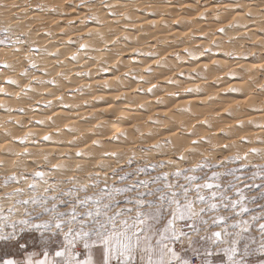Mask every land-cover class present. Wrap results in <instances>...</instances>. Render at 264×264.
Segmentation results:
<instances>
[{
    "label": "snow or ice",
    "instance_id": "1",
    "mask_svg": "<svg viewBox=\"0 0 264 264\" xmlns=\"http://www.w3.org/2000/svg\"><path fill=\"white\" fill-rule=\"evenodd\" d=\"M95 2L79 0L78 4L68 3L67 7L75 12ZM98 2L113 23H120L116 17L129 23L132 21L130 15L116 11L118 5L110 0ZM166 3L171 5L172 0H166ZM220 3L221 0H217V6ZM261 5H257V8L260 15L264 16V6ZM0 8L25 9L22 14L18 12L13 16L15 21H28L24 23L23 29L11 24H0V51L11 52L17 62L23 64V70L18 74L30 78L29 83L21 86L13 76H3L0 80V96L3 97H13L14 93L7 90L9 87L21 89L20 94L25 96L36 91L35 85L59 88L57 79L50 78L47 67H42L36 57L53 58L56 66L60 67L63 65L60 46L75 47L76 51L67 59L79 64L82 56L97 61V57L91 53L109 51L120 40L130 42V37L126 35L116 36L109 41L102 32H93L89 25L99 29L105 26L106 21L91 10L83 18L76 19L73 12L43 0L35 4L27 0L24 5L0 3ZM229 10L243 13L253 20V11L249 9L244 12L239 0H233ZM136 11L149 16L159 15L147 8H137ZM30 12L60 17L61 20L56 21L60 31L56 33L45 24L34 28L36 16H29ZM64 19L66 23H63ZM197 19H207V13H200ZM214 19L220 22L218 12ZM129 23L124 25L125 31H135V24L130 27ZM147 23L155 27V20ZM175 23L180 25L181 21ZM248 27L233 16L213 34L227 35L229 29ZM65 29L74 30L75 35H70ZM259 33L264 36V27L259 29ZM94 35L104 45L103 48L84 42ZM56 37L67 39L56 40ZM42 38L54 43L57 50L42 46L39 43ZM191 38H195V33ZM200 38L208 39L209 34L202 32ZM242 38L251 40V36L247 35ZM219 48L216 41H212L211 47L199 52L184 48L186 61L182 60L181 53L171 55L179 63H198L202 56L209 55H223L237 61L256 58L254 52L237 54L221 52ZM213 49L217 51L213 52ZM132 55L154 60L155 68H168L167 56L161 57L158 52H143L134 48ZM134 62L140 63L139 60ZM212 63L214 67H219L216 61ZM117 64L99 61L96 75L118 72ZM255 67L254 64L253 69ZM207 70L208 65L205 64L202 71ZM16 71V63L9 61L6 56L0 58V75ZM143 71L151 75L154 67L146 66ZM241 71L248 69L241 65ZM259 71L264 73V64L259 66ZM74 75L89 81L93 79L91 71H77ZM178 75L183 77L185 73L180 72ZM57 76L71 83L65 73H57ZM124 76H131L138 84H150L146 89L137 88L138 94L155 95L158 85L146 80L143 75L124 73ZM187 78L207 80L196 68L191 69ZM224 79L243 77L228 72L214 83L219 87L218 82ZM165 82L176 84L170 78H165ZM95 87L98 91H113L107 79L97 81ZM92 88V83L79 85L68 89L67 94L85 95ZM202 91L198 85L183 89L185 94H200ZM261 91H264V85ZM222 92L243 94L241 89L231 85L222 89ZM41 94L54 97V101L43 102V108L48 110L59 108L78 116L82 106H90L87 100L83 105L66 103L63 94ZM180 95L179 92L168 93L169 97ZM115 99L120 100L121 96L117 95ZM208 99L213 100L215 97L210 96ZM100 102H104L103 96L93 97L94 104ZM156 103L164 102L156 97ZM241 103L237 100L235 105L230 104L223 109L224 116L235 119L234 125H229L228 130H219L231 142L214 143L216 133L199 135L197 125L210 130L213 128L205 119L198 120L191 130L181 125L180 135L192 138L188 145L177 146L171 139L176 135L171 128L165 129L167 136H161L159 132L145 134L133 126L141 138L145 135L159 138L152 143L136 144L135 141H129L127 131L122 129L107 138L108 143H115L117 147L105 149L99 139H92L89 145L82 137L75 135L76 128L67 124L63 129L56 128L54 132L41 137L30 131L16 135L5 125L14 123L24 129L25 123L13 120L12 114H24L26 110L0 101V111L8 114L7 120L0 121V157L8 158H0V264H264V136H238L242 145H260L244 149L237 145L236 139H232L233 128L244 130L248 126L264 132V120L235 118L233 108L239 110ZM39 106L40 102L37 101L28 111L35 112ZM138 107L144 109L145 106L140 104ZM176 110L195 115L190 105L177 107ZM250 111L264 117V102L260 106L252 105ZM56 117L57 113L53 111L46 120L35 119L28 123L54 127ZM217 117L222 118L220 113H217ZM93 118L88 116L82 119L88 121ZM149 122L157 126L161 123L159 119L153 120L151 117ZM102 127V124L94 125L96 131L90 135H98ZM62 132L72 134V138L55 139ZM41 143L54 145L56 150L41 151L39 154L30 151L29 145L38 146ZM122 143L130 146L123 150L119 147ZM16 145H19L20 150H17ZM202 145L206 147L202 148ZM94 148L103 150L95 153L91 150Z\"/></svg>",
    "mask_w": 264,
    "mask_h": 264
},
{
    "label": "rangeland",
    "instance_id": "2",
    "mask_svg": "<svg viewBox=\"0 0 264 264\" xmlns=\"http://www.w3.org/2000/svg\"><path fill=\"white\" fill-rule=\"evenodd\" d=\"M112 1H114V0H110V2L112 3ZM117 1H119V2H121V3H126L125 5H124V7L122 6H120V8L119 7H117L116 8V11H118V12H124V13H126V14H128V15H130V16H132V13H133V16L132 17H134V18H139V16H140V18L139 19H146V18H148V19H151V17H152V19L153 18H155V19H157V21L159 22V24H158V22L157 23H155V27H151V26H147V27H144V28H142V30L143 31H139L138 29H136L134 32L133 31H125V28H123L122 26H124L125 25V23H128V22H126L125 20L123 21V19L121 18V17H116V19L117 20H119L120 22H123L122 24L121 23H119L118 24V26H117V24L116 23H114V24H112V25H110V24H108V22H106L105 23V26L103 27V28H100L101 30H100V32H102L103 34H104V37H105V39L106 40H109V41H111L112 39H115L116 38V36H128V37H130V42H125V41H123V40H120L116 45H114V46H111L110 47V50L109 51H102V52H97L96 54H98V56H96V54H95V56L98 58L97 59V61L99 60V61H101V60H105V61H108V64H110V65H112V64H117V61H119L120 59H122V62H124V63H122V64H120V61H119V63L117 64V66H118V68H119V71L118 72H115L114 74L113 73H107V74H101L100 76H97L96 75V69L99 67V61H98V63H97V61H91V60H87V59H84L83 58V56L81 57V58H83L82 60V62H83V64L84 65H86L85 66V68H77V69H75V70H73V71H71L73 68H71L70 69V66H68L67 67V65H64L63 67L61 66V67H57V66H55V65H51V62L49 61V60H47V63H45L44 62V60L46 61V58H47V56H44V58H42L43 60V62H41V61H39L38 63H40L41 64V66L42 67H47L48 68V71L50 72V74H51V76H50V78H56L57 79V82H58V84H59V88H53V87H50V86H47V85H35V88H36V91L35 92H29V93H27V95L25 96V95H22V94H20L21 93V89H17V88H13L12 89V87H11V89H10V87L9 88H7V90L8 91H10V92H12V93H14V95H13V97L12 98H7V97H1L0 96V98L1 99H4V100H1L0 99V101H2L3 103H6V101L5 100H7V102L8 103H6V105H9V106H12V107H14V108H19V107H23V108H25V110H26V112L24 113V114H20V113H18V112H16V113H13L12 115V118H13V120H19L20 119V121H23L24 123H25V128L24 129H20V128H18L14 123H12V124H7V125H5L6 126V128H8L10 131H14L13 133L14 134H16V135H23V133L24 132H27L26 130H29V131H31L30 129H33L32 127L33 126H35V127H39L40 128V130H41V132L42 133H39V132H37L36 134H37V137H41V136H43L44 134H46V133H48V132H54L55 130H56V128H60V129H63L64 128V125H65V121H63L62 119L60 120L61 121V123L59 122V121H57L56 122V124H55V126L54 127H40L39 125H29V123H28V121L29 120H35V119H38V118H36V117H41V115H42V112H39V113H41V114H39V113H36L37 115H36V117H34L33 118V116H31L32 115V111H28V109H29V107L30 106H32V105H35L36 104V102L37 101H39L40 102V104H41V106H39V108H40V110H42L43 112H45V113H48L49 111H54L55 109H51V110H48V109H44L43 108V102L45 101V100H43V99H46V98H48V99H51L50 97H52V96H45V95H41V93H44V92H46V91H48L49 89V92L50 91H54L55 92V94L56 95H61V94H63L64 95V100L65 99H69V97H68V94H67V90L68 89H70V88H75V87H77V86H79V85H82V84H80L79 82H80V80L81 79H83V80H85V81H89L87 78H78V77H76L75 75H74V73L75 72H77V71H81V72H88V71H91L94 75H93V83H95V85H96V82L97 81H99V79H100V81L102 82V80H104V79H109V78H113L114 80H120V81H118L119 83H115V85L117 84V86H118V84L120 85V82L122 81V82H124L125 83V88H126V96L128 95V93H129V95L126 97L125 95V97H126V101L125 100H123V99H125V97L124 96H122L121 98V100L119 101V104L120 105H122L121 103H126L127 101H128V97H131L132 98V101L129 99V101L127 102L128 103V105H130L134 110H120L119 108H116L115 106H116V104L115 105H113V103H111L109 100H107V99H104V101H105V103L107 104H105L104 102H100L99 103V105H98V103H93V98H92V96H90L92 93H94L96 96H98V95H104V93H105V91H107V90H104V91H98L97 89H96V87H95V85L93 84V88L91 89V91H90V94L88 93H86V95H88L89 97H91L92 98V100L91 99H88L89 97L88 96H86V95H79V94H76V95H74V96H72V97H75V98H77V102H78V104L80 103L79 102V100H83V98L85 99L86 98V100L88 101V103H89V105H90V107L89 108H87V107H84V108H82V109H84L85 111H86V108H87V112H86V114H83L82 115V117H81V120H79V119H74V120H76V121H74V120H72V121H74V123L73 124H67V125H71V127H74V128H76L77 129V132L75 133V135L77 136V137H82L83 138V140H85V141H87L88 143H89V145H90V142H91V140L92 139H99V140H101V142L102 143H104V147H105V149H113V148H116L117 147V145L115 144V143H108L107 142V138L108 137H110V136H112L113 134H115V133H118L119 131H121L120 130V127L121 128H123L124 126V124H126L125 125V127H127V133H128V139H129V141H135L136 142V144H140V143H152L155 139H158L159 137H157L156 135H153L152 136V138L151 137H148L147 135H145V137H143V138H141L140 136H139V134L138 133H136L134 130H133V126H135V127H137V128H139L140 127V131L141 132H143V133H145V134H147L148 133V130H149V132H152V133H157V132H159L160 134H161V136H167L168 135V133L167 132H164L165 130L164 129H168V128H171V129H174L175 130V132L177 133L175 136L176 137H173V138H171V139H173V141L175 142V143H177L178 145L177 146H181V145H188V140H190V137H187V136H182L181 137V135H180V129H181V126H180V122H181V125H183V126H185V127H187L188 128V130H191V128H192V125L193 124H195L198 120H209V122L213 125V128L210 130V135L212 134V132L214 133L215 132V130H216V124H218V123H216L219 119H218V117H217V113H220L221 114V117L223 118V119H225V118H227V119H229L227 116H224L223 115V107H225V108H227L230 104L231 105H235V102L237 101V100H240V101H242V103L240 104V109L239 110H236L235 108H233V111H234V117L235 118H242V119H244L245 121L249 118V116L252 114H254V113H252L251 111H250V107L252 106V105H256V106H260L261 105V102H264V91H261V86L262 85H264V73H262V72H260L259 71V66H260V64H263V61H264V41H263V43H259L261 40H264V36H262L260 33H259V29L261 28V27H264V17L262 16V15H260V13L258 12V10H256V9H258L257 8V5H261V3L262 2H264V0H239V2H240V4L243 6V8L245 7V6H247L248 4H250V5H254V7L256 8H253L254 9V12L256 13V15H254V13H253V20L251 21L252 23H253V25H254V29H255V32H246V33H248V34H245V33H243L244 35H240V32L243 30L242 28V30L241 31H238L237 29H229L228 30V32H227V35H222L223 37L220 39V41H219V45H220V51L221 52H226V51H231V52H235V53H237V54H245V53H256V58L255 59H252V58H249L248 60H233V59H230V58H228V57H226V56H223V55H219V56H216V55H209V56H204V65L205 64H207L208 65V68L209 69H211L212 70V68H215V70H214V72H211V71H209V73L210 74H208V73H205V72H203V73H205V74H203L202 72V74L200 73V71H199V73L201 74V75H204V76H206L207 77V80H201V79H199V78H197V79H195V81H197V83L199 82V83H201L202 81H204L203 83H206V85L208 84V83H210V84H208L210 87H213V85H214V87H215V81H217V78L218 77H222V76H224V74L225 73H228V72H236L239 76H241V77H243V79H237V80H228V79H224L223 81L222 80H220L218 83H219V89H217V90H213V94H214V96L215 95H217V96H219L220 97V99L216 96L215 98H216V100H214L213 102H216V104L215 105H218V107H217V109H215L214 111L210 108V106H209V103H211V102H209V101H206V100H200V101H203V102H205L204 103V105H203V103H196V104H193V103H191V104H193V107H191V109H192V111H194L193 109H194V107H196L195 108V111H197V112H195V115H194V117L193 118H191L190 116L191 115H189L187 112H182L183 113V115H184V113H186L185 115H187V117H185L184 116V119L186 120H184L183 119V117L181 118L180 117V115L179 114H181V111H177L176 109H177V107H181V108H183L184 106L185 107H187V106H189V105H191L190 103H188L189 101H190V98H192L195 94H185L184 92H183V89L184 88H187V87H194V86H192V83H191V85H190V82H191V80H189L188 78H187V71L188 70H190L191 69V65H193L192 63H190V62H188L187 64L186 63H179V62H177L173 57H172V53H181V57H182V60H187V57L183 54V50H184V48H188V49H190V48H192V45L194 44H192L191 42L193 41H195V39L197 40H202V38H191L192 37V34L193 33H195V35H200L202 32H204V33H208L209 34V38L208 39H205V40H208L207 41V43L208 44H210L212 41H213V38L216 36V35H221V34H213V33H215V30L221 25V24H224V25H226L227 23H228V21L229 20H231L232 19V17L233 16H236V15H238L239 16V14H240V22L241 23H243V24H245L244 22V20H242L243 18H245V20L247 19V20H249V18H247V17H243V16H241L243 13H236V12H233V11H230L229 9H231L232 8V6H233V0H221V3H220V5H218L217 6V0H172V3L174 4V5H177V6H175L176 7V10H174L173 11V13H171L170 11H166V13H165V8H166V5H167V3H166V0H129V1H125V0H117ZM125 1V2H124ZM165 1V2H164ZM27 2V0H0V3H3V4H8V5H11V4H20V5H24L25 3ZM38 2V0H31V3L32 4H35V3H37ZM43 2H45V3H48V4H50V5H59L63 10H65V11H68V12H73V10L71 9V8H68L67 7V4L68 3H76V4H78L79 3V0H43ZM65 2V3H64ZM140 2H142V3H140ZM161 2V3H160ZM145 5H144V4ZM148 5H147V4ZM158 3V4H157ZM181 3H185V4H187L188 6H190V10L188 11V9H184L185 11H187V12H185L184 10H183V12H182V10H178L179 9V4L181 5ZM155 4V5H154ZM166 4V5H165ZM204 5V6H203ZM223 5H225V7L223 6ZM137 6V8H147L149 11H154V12H157V13H159V15H157V16H149V15H147V14H145L144 12H141V13H139V11H134V10H136L137 8H135ZM139 6H141V7H139ZM157 6V7H156ZM223 8H222V7ZM228 6V7H227ZM261 6H264V5H261ZM128 7V8H127ZM129 7H131V8H129ZM209 7V9H207ZM216 7V8H215ZM217 7H219V8H217ZM125 8V9H124ZM134 9V10H133ZM165 9V10H164ZM205 9V10H204ZM207 9V10H206ZM92 11V12H95V13H98L100 16H101V18H102V16H103V14L104 15H106L105 14V11L103 10V9H101L100 8V5H99V2H98V0H96V2L95 3H90V4H87L83 9H77L74 13H73V17L74 18H76V19H80V18H83V16L85 15V14H87L89 11ZM130 10L132 11V13L130 12ZM25 11V9H23V8H21V9H19V10H17V9H13V8H7V9H3V8H0V24H11L12 23V26L13 27H19V28H21V29H23L24 28V23L25 24H27L28 23V21H25V22H20V21H15V20H13V16L14 15H16L18 12L19 13H23ZM103 13H102V12ZM128 11V12H127ZM182 12V13H181ZM187 13V14H185V13ZM217 12H218V14H219V16H220V22L218 23L215 19H214V17H215V15L217 14ZM76 13V14H75ZM169 13H171L170 15H169ZM200 13H207V19L209 18V19H213V20H209V21H207V22H204V20L205 19H197V17H198V15L200 14ZM167 15V16H164V15ZM235 14V15H234ZM259 14V15H258ZM33 15H35L36 16V20H35V22H34V24H33V27L34 28H39V27H41V25L42 24H45V25H47L48 27H50L51 28V30L52 31H54V32H59L60 31V27H58V26H56V21L57 20H61V18L60 17H58V16H48V15H44V14H40V13H29V16H33ZM136 15H137V17H136ZM188 15H190V16H188ZM76 16V17H75ZM226 16V17H225ZM238 16H236L237 17V19H239V17ZM161 17V18H160ZM168 17V18H167ZM174 17V18H173ZM243 17V18H242ZM103 18H104V16H103ZM134 18H132V19H134ZM163 18H165V20L163 19ZM242 18V19H241ZM121 19V20H120ZM159 19V20H158ZM162 19V20H161ZM167 19V20H166ZM190 19H192V20H190ZM164 20V21H163ZM10 21V22H9ZM105 21H107V20H105ZM166 21V22H165ZM176 21H181V26L180 25H177L175 22ZM242 21H244V22H242ZM164 23L163 25L162 24H160V23ZM168 22V23H167ZM193 24H192V23ZM63 23H66V19H64L63 20ZM167 23V24H166ZM14 24V25H13ZM158 24V25H157ZM119 25H122V26H119ZM165 25H167V27H165ZM94 25H89V27L90 28H92ZM176 26H179L181 29L182 28H184V30L182 31L181 30V32H179L178 31V28L176 27ZM163 27V28H162ZM109 28H110V30H109ZM118 28H120V29H118ZM177 28V29H176ZM179 28V29H180ZM206 28V29H205ZM106 29V30H105ZM123 29V30H122ZM146 29V30H145ZM153 29V30H152ZM155 29V30H154ZM189 29V30H188ZM26 30V29H25ZM66 31H69V33H70V35H75V32H74V30H71V29H65ZM159 30V31H158ZM163 32H162V31ZM177 31V32H175L174 34H171L170 32L171 31ZM235 30V31H234ZM85 31H87V29H85ZM161 31V32H160ZM167 31V32H166ZM257 31V32H256ZM154 32H155V34H156V32L158 33V32H160L159 33V36H156L155 34H154ZM237 32V33H236ZM112 33H115V35H113ZM166 33H168V34H166ZM255 33V34H254ZM258 35H257V34ZM148 34V35H147ZM164 34H166V35H164ZM252 34H253V36H252ZM168 35H169V37H168ZM170 35H172L171 37H170ZM235 35H237V36H235ZM251 36V40H249V39H244V38H242V37H245V36ZM254 35H257V36H259V37H261V39H259L258 40V42H255L256 41V36H254ZM162 36V37H161ZM177 36V37H176ZM179 36V37H178ZM241 36V37H240ZM141 37V38H140ZM167 37V38H166ZM186 39H185V38ZM240 37V38H239ZM61 38V40H63V39H67V37L65 38V37H60ZM230 38H231V40H230ZM33 39H36V37L35 36H33ZM95 39V40H94ZM170 39V41H168ZM211 39V40H210ZM47 39L46 38H42L40 41H46ZM90 40H93L92 41V45H94V44H96L97 46L96 47H100V48H103L104 47V45L103 44H101L100 43V41H99V39H98V37H96L95 35L91 38V39H89V41L87 40V42H89L90 43ZM204 40V39H203ZM39 41V42H40ZM165 41V42H164ZM191 41V42H190ZM171 42V43H170ZM237 42H239V43H237ZM254 42L256 43V44H254ZM134 43H137V45H134ZM140 43V44H139ZM91 44V43H90ZM128 44V45H127ZM133 45V47L131 46V45ZM139 44V45H138ZM192 44V45H191ZM259 44V45H258ZM124 45V46H123ZM239 45V46H238ZM263 45V46H262ZM95 46V45H94ZM127 46V49L125 48ZM130 46L132 47V48H138V49H140L141 51H143V52H148V51H155V52H158L159 54H160V56L161 57H164V56H167V65H168V68H163V71L161 70V69H159L161 72H160V75H159V73L158 74H156V72H159V70L157 71L156 70V72L155 73H152L151 75H144V77L146 78V80H148V81H150L151 83H153V84H157L158 85V88H157V90H156V96L154 97L155 98V100H156V97H160L162 100H163V102H166L167 100H169V102H171V103H169L168 101H167V103L168 104H166V103H163V109H162V111H163V113L162 114H164L166 117L164 118V116L163 117H159V116H157V115H155V114H153V112H152V108L153 107H156L158 104H155V106L153 105L152 106V108H151V106L149 105V106H145L146 107V109H145V107H144V109H140L138 106L140 105V104H143V99H145V97H148L149 95H146V94H143V93H137L136 92V89L137 88H148L149 86H150V84H138V83H136L135 82V84H138V85H135L134 84V82H131V81H133L132 79H130V77L131 76H129V77H126V76H124V73H130V74H136V76H141L142 74L139 72H137V73H133V70L132 69H135V68H132L131 69V71H132V73L130 72V68L132 67V66H130V68H129V64H128V66H127V64H125V62L127 63V61H126V58L127 57H133V55H132V48H130ZM141 46V47H140ZM164 46H165V48H164ZM191 46V47H190ZM212 46V45H211ZM210 46V47H211ZM231 46V47H230ZM66 47H68V46H65V48ZM121 47V48H120ZM68 48H70L71 50H68L69 52H66V53H62L61 54V56H60V59L64 62V61H69L68 59H67V57L68 56H70L73 52H75L76 51V49H75V47H68ZM67 48V49H68ZM129 48V49H128ZM201 49H203V48H206V47H200ZM199 48V50H201ZM251 48V49H250ZM165 49V50H164ZM197 50H198V48H196ZM233 49V50H232ZM125 50H126V53H125ZM215 51H217L216 49H213V52H215ZM109 54H108V53ZM114 52V53H113ZM199 52V51H198ZM104 53V54H103ZM117 53H120V54H122V53H124L123 55H125L126 54V56H124V57H121V55H117ZM131 53V54H130ZM9 54H11V52H9ZM92 55H94L93 53H91ZM101 54V55H100ZM7 55V54H6ZM6 55H0V58H2V57H5ZM103 55V56H102ZM113 55V56H112ZM8 56V55H7ZM6 56V57H7ZM67 56V57H66ZM120 56V57H119ZM105 57V58H104ZM107 57V58H106ZM221 57H223V58H221ZM104 58V59H103ZM109 58V59H108ZM136 58L139 60V61H141V59H142V65H148L150 62H147V61H151L152 59H150V58H147V57H138V56H136ZM8 59H10V58H8ZM11 59H13L14 61H12L13 63H16V69H17V71L15 72V73H13V72H5V73H7L8 74V76L10 75V76H13L15 79H17L19 82H20V84H21V86H23V85H25V84H27V83H29V79L30 78H24V77H21L18 73L20 72V71H22L23 70V64H22V62H17V58H14V57H12ZM125 61H124V60ZM147 59V60H146ZM207 61H206V60ZM263 59V60H262ZM221 60V61H220ZM257 61V62H253V61ZM84 61H85V63H84ZM153 61V60H152ZM213 61H216L218 64H219V67H214L212 64V62ZM260 61H262V63L260 62ZM70 62V61H69ZM237 63V65H238V63L240 64V65H238L239 67L238 68H240V69H236V68H234L235 66H237L236 65V63ZM44 63V64H43ZM70 63H72V62H70ZM144 63H146V64H144ZM235 63V64H234ZM256 64V65H258L257 67H256V69H253V67H252V65H254V64ZM64 64V63H63ZM89 64V65H88ZM250 64H252L251 66H250ZM51 65V66H50ZM141 65V64H140ZM154 65H155V62H154ZM187 65H189V66H187ZM241 65L243 66V68L244 69H248V71H242L241 72ZM188 68H187V67ZM51 67H52V69H51ZM175 67V68H174ZM183 67V68H182ZM188 69H186V68ZM190 67V68H189ZM252 69H251V68ZM55 70H54V69ZM187 70H185V69ZM257 68H258V70H257ZM58 69V70H57ZM67 69V70H66ZM170 69V70H169ZM184 69V70H183ZM184 72L185 73V76H183V77H181V76H179L178 75V73H180V72ZM218 71V72H217ZM65 72V74L67 75V77H68V80L70 79V80H72L71 81V83L73 84V86H72V84H69V83H67L65 80H63V79H60L58 76H57V73H64ZM73 73V74H72ZM161 73H162V75H161ZM37 75H39L38 73H37ZM113 75V76H112ZM251 76V77H250ZM253 76V77H252ZM150 77V78H149ZM78 78V79H77ZM104 78V79H103ZM116 78V79H115ZM129 78V79H128ZM165 78H170V79H173V80H175V81H179L180 83L181 82H183L181 85L180 84H178L179 82H177L175 85H169V84H167L166 82H165ZM185 80H184V79ZM3 78H2V76L0 75V80H2ZM177 79V80H176ZM97 80V81H96ZM124 80V81H123ZM131 80V81H130ZM159 80V81H158ZM200 80V81H199ZM240 80H241V84H240ZM22 81V82H21ZM94 81H96V82H94ZM127 81H129V84L130 83H132V84H130V86H129V84H127ZM186 81V82H185ZM237 81V82H236ZM247 81V82H246ZM76 82V83H75ZM121 82V83H122ZM223 82V83H222ZM235 82V83H234ZM124 83H123V85H124ZM184 83H186V84H184ZM220 83H221V85L222 86H220ZM250 83V84H249ZM77 84H79V85H77ZM128 85V87H127V85ZM188 84V85H187ZM247 84V85H246ZM249 84V85H248ZM111 85H113L114 86V83L113 84H111ZM166 85V86H165ZM178 85H180V86H178ZM207 85V86H208ZM224 85V86H223ZM229 85H231V86H233V87H236V88H239V89H241L242 90V93L243 94H241V93H221V88L223 87V88H226V87H228ZM113 86H111V87H113ZM121 86V85H120ZM137 86V87H136ZM162 86L163 87H166V88H162ZM172 86V87H171ZM176 86V87H175ZM178 86V87H177ZM238 86V87H237ZM161 87V88H160ZM171 89L172 88V90H170L169 88ZM243 89H242V88ZM246 87V88H245ZM118 88H123L122 86L121 87H118ZM129 90H128V89ZM132 88V89H131ZM167 88L170 90L169 91V93L171 92H179L181 95L179 96V97H169V96H166V95H164V93H166L164 90H167ZM55 89V90H54ZM94 89V90H93ZM131 89V90H130ZM162 89V90H161ZM209 89H211V90H208V89H203V91L202 92H204V93H209L210 91V93H212V89H215V88H209ZM15 90V91H14ZM44 90V91H43ZM95 90L96 91H98V92H95ZM135 90V91H134ZM207 90V91H206ZM94 91V92H93ZM206 91V92H205ZM217 91L218 92H220L221 94H217ZM54 92H52V93H54ZM101 92V93H100ZM168 92V91H167ZM216 92V93H215ZM39 93V94H38ZM210 93H209V95H210ZM37 94V95H36ZM17 95H19V98L17 99L16 97H17ZM41 95V96H40ZM66 95V96H65ZM94 95V96H95ZM146 95V96H145ZM191 95V96H190ZM202 95L203 96H206V94L204 95L203 93H202ZM208 95V94H207ZM209 95H208V97H209ZM84 96V97H83ZM93 96V97H94ZM210 96H212V95H210ZM30 97V98H29ZM46 97V98H45ZM78 97H80V98H82V99H78ZM135 99H134V98ZM144 97V98H143ZM190 97V98H189ZM207 97V98H208ZM42 98V99H41ZM139 98H142L141 99V103H138V102H140L138 99ZM134 99V100H133ZM186 99H188L187 101H186ZM217 99H219V100H217ZM223 101H222V100ZM13 100V101H12ZM47 100V99H46ZM52 100H54V98H52ZM173 100V101H172ZM182 100V101H181ZM5 101V102H4ZM69 101V100H68ZM66 102V103H70V102H72V101H70V102ZM109 101V102H108ZM134 101H137V102H135L134 103ZM145 101V100H144ZM184 101H186L185 103H184ZM199 101V102H200ZM218 101V102H217ZM73 102H75V101H73ZM73 102L71 103V104H73ZM83 103H81L82 105L84 104V100L82 101ZM208 102V103H207ZM220 102V103H219ZM223 102L225 103V105L223 104ZM130 103V104H129ZM75 104V103H74ZM77 104V103H76ZM112 105V107L111 108H113L114 107V109L116 108V110H115V112H112V113H110L111 111H114V109H107L106 110V108L105 107H107V106H109V105ZM132 104V105H131ZM134 104V105H133ZM189 104V105H188ZM219 104H221V105H219ZM104 106V108H103V106ZM110 105V106H111ZM165 105V106H164ZM206 105V106H205ZM221 106V107H220ZM227 106V107H226ZM83 107V106H82ZM99 107V108H98ZM151 108L150 109V111H149V108ZM205 107H206V109H205ZM211 109V110H209V108ZM98 108V110L100 111V110H102L101 112H103L102 113V117L100 116L101 115V113H98L97 111H95V109H97ZM147 108H148V110H147ZM218 108H219V110H218ZM220 108H222V109H220ZM57 109V108H56ZM90 109V110H89ZM91 109H92V112H91ZM93 109H94V111H93ZM168 109V110H167ZM197 109V110H196ZM208 109V110H207ZM39 110V111H40ZM106 110V111H105ZM111 110V111H110ZM135 110H137V111H135ZM202 110V111H201ZM110 111V112H109ZM119 113H118V112ZM122 111L124 112V113H126V114H121L122 113ZM133 111V112H132ZM206 111V112H205ZM244 111V112H243ZM105 112H107L106 114H104ZM117 112V113H116ZM121 112V113H120ZM193 112V113H194ZM243 112V113H242ZM246 112V113H245ZM110 113V114H109ZM116 113V114H115ZM128 113V114H127ZM133 115H135V116H133ZM161 113V112H160ZM168 113V114H167ZM249 113H251V114H249ZM35 114V113H34ZM90 114H91V117H94L92 120L90 119V120H88V121H83V117H88V116H90ZM247 114V115H246ZM18 115V116H17ZM29 115V116H28ZM85 115V116H84ZM108 115V116H107ZM125 115V116H124ZM153 115V116H152ZM170 115H171V117H170ZM179 115V116H178ZM246 115V116H245ZM97 116V117H96ZM126 117V118H124V117ZM168 116V117H167ZM193 116V115H192ZM15 117H17V118H15ZM20 117V118H19ZM105 117V118H104ZM121 117H123L124 119H121ZM149 117H151L153 120H155V119H159V120H162V122H161V124L159 125V126H155L154 124H152V123H150L149 122ZM173 117V118H172ZM217 117V118H216ZM251 117V116H250ZM78 118H80V117H78ZM99 118H100V120L102 119V121L103 122H105V119L107 120V121H109V123L106 121L105 123H103L102 121H99ZM171 118V119H170ZM187 118V119H186ZM191 118V119H190ZM221 118V119H222ZM8 119V114H6V113H4L3 111H0V121H4V120H7ZM40 119V118H39ZM97 119V120H96ZM178 119V120H177ZM181 119H182V121H181ZM198 119V120H197ZM211 119V120H210ZM216 120V122H215V120ZM256 119V118H255ZM115 120V121H114ZM121 120V121H120ZM177 120V122H175L174 123V121H176ZM233 120V121H232ZM256 120H264V117H260V118H257ZM63 121V122H62ZM163 121L165 122V123H168V124H165L164 123V125H163ZM179 121V122H178ZM185 121V122H184ZM80 123V124H78V125H76L77 123ZM125 122V123H124ZM72 123V122H71ZM76 123V124H75ZM82 123H84V124H82ZM88 123V124H87ZM108 123V124H107ZM177 123V124H176ZM215 123V124H214ZM232 123V124H231ZM231 123H229L228 122V124H226V126H229V125H234V123H235V119H233V118H231ZM96 124H102L103 125V127H102V129H99L98 130V132H99V134H98V136L96 135L95 137L94 136H91L90 135V133L91 132H93V131H96V129L94 128V125H96ZM110 124H112V125H110ZM123 124V125H122ZM186 124H188V125H186ZM192 124V125H191ZM75 125V126H74ZM83 127H82V126ZM115 125V126H114ZM118 127H117V126ZM121 125V126H120ZM143 125V126H142ZM148 125V127L149 128H144V127H146ZM162 125V126H161ZM169 125V126H168ZM173 125H175V126H173ZM179 127H178V126ZM10 126V127H9ZM139 126V127H138ZM199 125H197V127H198ZM125 127L123 128V129H125ZM150 127H152V128H154V129H152V128H150ZM163 127V128H162ZM165 127V128H164ZM215 127V128H214ZM29 128V129H28ZM145 130H144V129ZM178 128V129H177ZM199 128H200V126H199ZM42 129H43V131H44V129H45V131H46V133H44L43 131H42ZM159 129V130H158ZM161 129V130H160ZM201 129V128H200ZM204 129V128H203ZM215 129V130H214ZM228 129V127L226 128V130ZM253 129H254V131H256V130H258V129H255V128H252V127H248V126H246L245 127V129L244 130H237V129H235V128H233L232 129V132H233V136H232V139H236V143H237V145L239 146V147H241L242 149H244V148H247V147H251V146H253V145H242V144H240V142H239V140L237 139V137L238 136H247L249 133H247V134H245L244 133V131H253ZM173 130V131H174ZM197 130V129H196ZM202 130V129H201ZM206 130V129H205ZM34 131V130H33ZM103 131V132H102ZM249 131V132H250ZM259 131V130H258ZM32 132V131H31ZM36 132V131H35ZM34 132V133H35ZM197 132H198V134L199 135H202V136H207V135H209V133H203V132H201L200 130H197ZM63 133H67V132H62L61 134L63 135ZM163 133V134H162ZM165 133V134H164ZM252 133V132H251ZM249 134V136L248 137H252V138H254L255 136H254V134ZM67 134H69V133H67ZM66 134V135H67ZM132 134V135H131ZM241 134V135H240ZM65 135V136H66ZM71 135V136H70ZM259 135H261V136H264V132H262V133H260ZM64 136V135H63ZM62 137V136H60L59 138L58 137H55V139H65V140H67V139H71L72 138V134H69L67 137ZM70 136V137H69ZM217 136H219V138L217 137ZM94 137V138H93ZM183 138L184 139V142H182V140L183 139H180L179 140V138ZM187 139H186V138ZM217 137V138H216ZM1 139H2V137H0ZM175 138V139H174ZM178 138V139H177ZM154 139V140H153ZM192 139V138H191ZM177 141H179V142H177ZM231 140H226L223 136H222V134H220V135H215V138H214V143H225V142H230ZM182 143V144H181ZM41 144H44V143H41ZM19 145H16L15 147L17 148V150H20V148L18 147ZM128 146H130V145H128V144H121L119 147H121L123 150H126L127 149V147ZM81 147H83V142L81 143ZM202 148L203 147H206V146H204V145H202L201 146ZM244 147V148H243ZM257 147H259V145L257 146ZM64 150H66V149H64ZM93 152H95V153H99L100 151H102L103 149H91ZM37 154H39L40 153V151H38V152H36ZM37 159H39V156L37 155V157H36ZM78 162V161H77Z\"/></svg>",
    "mask_w": 264,
    "mask_h": 264
},
{
    "label": "bare ground",
    "instance_id": "3",
    "mask_svg": "<svg viewBox=\"0 0 264 264\" xmlns=\"http://www.w3.org/2000/svg\"><path fill=\"white\" fill-rule=\"evenodd\" d=\"M125 1H129V0H125ZM125 1H124V2H125ZM196 1H197V0H196ZM164 2H165V1H164ZM64 3H65V2H64ZM112 3L118 5L119 8H120V6H121V7H122V6L124 7V5L126 4V3H121V2H119V1H117V0L112 1ZM140 3H142V2H140ZM160 3H161V2H160ZM143 4H144V3H143ZM146 4H147V3H146ZM157 4H158V3H157ZM144 5H145V4H144ZM147 5H148V4H147ZM154 5H155V4H154ZM165 5H166V4H165ZM175 6H177V5H174L173 3H172L171 5H169V4L167 3L166 8H165L166 10L164 9V10H165V13H166V11H170V12L172 11L171 13H173V11L176 10V7H175ZM203 6H204V5H203ZM223 6L225 7V5H223ZM139 7H141V6H139ZM156 7H157V6H156ZM221 7H222V6H221ZM227 7H228V6H227ZM127 8H128V7H127ZM129 8H131V7H129ZM135 8H137V6H136ZM215 8H216V7H215ZM222 8H223V7H222ZM253 8H255L253 4H252V5L248 4L247 6L244 7V12H247L249 9H251V10L253 11L254 15H256V13L254 12V9H253ZM124 9H125V8H124ZM184 9H185V10L188 9V11H189V10H190V6H188V5L185 4V3H181V5L179 4V9H178V10H182V12H183ZM207 9H209V7H208ZM207 9H206V10H207ZM255 9H256V8H255ZM133 10H134V9H133ZM185 10H184V11H185ZM204 10H205V9H204ZM256 10H258V9H256ZM134 11H136V10H134ZM101 12H102V11H101ZM127 12H128V11H127ZM130 12L132 13L131 10H130ZM182 12H181V13H182ZM185 12H187V11H185ZM185 12H184V13H185ZM258 12H259V10H258ZM73 13H74V12H73ZM102 13H103V12H102ZM139 13H141V12H139ZM171 13H169V15H170ZM75 14H76V13H75ZM105 14H106V13H105ZM145 14H146V13H145ZM185 14H187V13H185ZM127 15H128V14H127ZM167 15H168V14H167ZM167 15L165 14L164 16H167ZM234 15H235V14H234ZM254 15H253V16H254ZM258 15H259V14H258ZM103 16H104V18H103ZM103 16H102V19L107 20L106 22H108V24H110V25L114 24V23H113V20H112L111 17H108L107 15H104V14H103ZM132 16H133V13H132ZM132 16H131V17H132ZM188 16H190V15H188ZM236 16H238V15H236ZM241 16H243V17H247V16H245L244 14H242ZM75 17H76V16H75ZM136 17H137V15H136ZM225 17H226V16H225ZM238 17H239L238 20H240V14H239ZM243 17H242V18H243ZM263 17H264V16H263ZM132 18H134V17H132ZM139 18H140V16H139ZM139 18H138V17H137V18H134V19H132V21H131L130 23L128 22V23H129V26L131 27V24H135L136 29H138L139 31H140V30L143 31L144 29L142 30V28L147 27V26H150L149 23H147L148 21H150V20H155V23L158 22L157 19H155V18L152 19V17H151V19H148V18H146V19H143V18H142V19H139ZM160 18H161V17H160ZM167 18H168V17H167ZM173 18H174V17H173ZM236 18H237V17H236ZM242 18H241V19H242ZM247 18H248V17H247ZM163 19L165 20V18H163ZM120 20H121V19H120ZM158 20H159V19H158ZM161 20H162V19H161ZM164 20H163V21H164ZM166 20H167V19H166ZM190 20H192V19H190ZM209 20H213V19H209V18H208V19H205L204 22H207V21H209ZM242 20H244L245 22H244V21H242V22H244L245 24H247L249 27H248L247 29H243V28H242L243 30H242V29H237L238 31H241V30H242V31L240 32V35H241V36L244 35L243 33L248 34L249 32H255L254 25H253L254 22L252 23V22H251L252 20H251V21H250V20H247V19L245 20V18H243ZM123 21H124V20H123ZM192 21H193V20H192ZM240 21H241V20H240ZM9 22H10V21H9ZM165 22H166V21H165ZM165 22H164V23H165ZM120 23L122 24L123 22H120ZM164 23L161 22L160 24L163 25ZM167 23H168V22H167ZM167 23H166V24H167ZM191 23H192V22H191ZM158 24H159V22H158ZM158 24H157V25H158ZM192 24H193V23H192ZM11 25H12V23H11ZM13 25H14V24H13ZM117 26H118V24H117ZM119 26H122V25H119ZM180 26H181V25H180ZM122 27L124 28V26H122ZM176 27L178 28V31H179V32H181V30H182V31L184 30V28L181 29L179 26H176ZM147 28H148V27H147ZM162 28H163V27H162ZM177 28H176V29H177ZM179 28H180V29H179ZM118 29H120V28H118ZM205 29H206V28H205ZM92 30H93V32H96V31H100L101 29H100V28L97 29L96 26H93V27H92ZM105 30H106V29H105ZM109 30H110V28H109ZM122 30H123V29H122ZM145 30H146V29H145ZM152 30H153V29H152ZM154 30H155V29H154ZM188 30H189V29H188ZM69 31H70V30H69ZM158 31H159V30H158ZM161 31H162V30H161ZM161 31H160V32H161ZM234 31H235V30H234ZM133 32H134V31H133ZM160 32H158V33L156 32V34H155V32H154V34H155L156 36H159V33H160ZM162 32H163V31H162ZM166 32H167V31H166ZM175 32H177V31L174 30V31H171L170 33H171V34H174ZM246 32H248V33H246ZM256 32H257V31H256ZM56 33H57V32H56ZM236 33H237V32H236ZM69 34H70V33H69ZM166 34H168V33H166ZM166 34H164V35H166ZM254 34H255V33H254ZM256 34H257V33H256ZM258 34H259V33H258ZM258 34H257V35H258ZM147 35H148V34H147ZM257 35H254V36H256V37H255V38H256V41H255V42H258V40L261 39V37H259L260 35H259V36H257ZM171 36H172V35H170V37H171ZM235 36H237V35H235ZM241 36H240V37H241ZM252 36H253V34H252ZM161 37H162V36H161ZM168 37H169V35H168ZM176 37H177V36H176ZM178 37H179V36H178ZM222 37H223L222 35H216V36L213 38V41H216V42L219 43V41H220V39H221ZM240 37H239V38H240ZM65 38H66V37H65ZM140 38H141V37H140ZM166 38H167V37H166ZM184 38H185V37H184ZM195 38H200V35H195ZM55 39H56V40H61L60 37H56ZM185 39H186V38H185ZM40 40H41V39H40ZM40 40H39V41H40ZM94 40H95V39H94ZM210 40H211V39H210ZM88 41H89V40H88ZM92 41H93V40H90L91 45H92ZM168 41H170V39H169ZM207 41H208V40H205V39H204V40H203V39H202V40H198V39L196 40V39H195L194 42H193V41H192V42L190 41L192 44H193V43H194V44H193V45L191 44V45H192V48H190L189 50H190V51H197V52H198L200 47H202V48H203V47L208 48V47H210V46L212 45V42H211L210 44H208ZM259 41H260V40H259ZM263 41H264V40H261L259 43L261 44V43H263ZM84 42L90 44L89 42H87V40L84 41ZM93 42H94V41H93ZM164 42H165V41H164ZM255 42H254V44H256ZM39 43H40L42 46H43V45H47V46H48L51 50H53V51L57 50L56 47L54 46V43H49L48 40H46V41H40ZM94 43H95V42H94ZM130 43H131V42H130ZM237 43H239V42H237ZM139 44H140V43H139ZM139 44H138V45H139ZM94 45L97 46L96 44H94ZM127 45H128V44H127ZM130 45H131V44H130ZM134 45H137V43H134ZM220 45H221V44H220ZM258 45H259V44H258ZM123 46H124V45H123ZM131 46L133 47V45H131ZM131 46H130V48H132ZM197 46H199V47H197ZM238 46H239V45H238ZM262 46H263V45H262ZM140 47H141V46H140ZM190 47H191V46H190ZM230 47H231V46H230ZM67 48H68V47L65 48V46H60V47H59V51H60V53H61V54H62V53H66V52H69L68 50H71L70 48H68V49H67ZM120 48H121V47H120ZM125 48L127 49V46H126ZM164 48H165V46H164ZM196 48H198V50H197ZM128 49H129V48H128ZM132 49H134V48H132ZM200 49H201V48H200ZM219 49H220V48H219ZM250 49H251V48H250ZM164 50H165V49H164ZM216 50H217V49H216ZM232 50H233V49H232ZM219 51H220V50H219ZM96 53H97V52H96ZM96 53H95V54H96ZM99 53H100V52H99ZM107 53H108V52H107ZM113 53H114V52H113ZM125 53H126V50H125ZM6 54H7L8 56H7ZM93 54H94V53H93ZM95 54H94V55H95ZM103 54H104V53H103ZM108 54H109V53H108ZM123 54H124V53L121 54V57L126 56V54H125V55H123ZM130 54H131V53H130ZM0 55H6V56H7V59L10 58L9 61H11V62L14 61L13 59H11L13 56H12V54H9V52L6 53V52H4V51H0ZM91 55H92V54H91ZM100 55H101V54H100ZM96 56H98V54H96ZM102 56H103V55H102ZM112 56H113V55H112ZM66 57H67V56H66ZM119 57H120V56H119ZM42 58H44V57H36L37 62H39V61L43 62V61H42V60H43ZM98 58H99V57H98ZM98 58H97V59H98ZM104 58H105V57H104ZM104 58H103V59H104ZM106 58H107V57H106ZM221 58H223V57H221ZM263 58H264V57H263ZM82 59H83V58L80 59L79 64H74V63H70L69 61H64V62H63L64 64L62 65V67H63L64 65H67V67L70 66V69L73 68L71 71H73V70H75V69H77V68H78V69H79V68H80V69H81V68L83 69V68H85L86 65L83 64V62H82L83 60H82ZM108 59H109V58H108ZM47 60H49V61L51 62V65H55V66H56V60H55V59L50 58V57H47V58H46V61L44 60V62L47 63ZM123 60H124V59H123ZM135 60H138V59H137L136 57H134V56H133V57H127V58H126L127 63L125 62V64H127V66H128V64H129V68H130V66H132V67L130 68V72H131V73H132L131 69H132V68H135V69H132V70H133V73H137V72L139 73V72H140V73L144 76V75H146V74L144 73L143 69H144L146 66H149V65H151V66L154 67V71H153V73H155L157 69H158V70L161 69V70L163 71V68H157V69L155 68L154 60H153V61H152V60H151V61H147V62H150V63H149L148 65H146V66H145V65H142V64H143V63L141 62L142 59H141L140 63H135V62H134ZM146 60H147V59H146ZM203 60H204V56L201 57V59H200V61H199L198 63H192V62H190V63L193 64V65L190 66L191 69H192V68H196V71H197V72L200 71V73H201V72L203 73V72H204V71H202V70H203V67H204V63H203L204 61H203ZM205 60H206V59H205ZM262 60H263V59H262ZM98 61H99V60H98ZM98 61H97V63H98ZM119 61H120V64L124 63V62H122V59H120ZM124 61H125V60H124ZM206 61H207V60H206ZM220 61H221V60H220ZM107 62H108V61H107ZM253 62H257V61L254 60ZM260 62L262 63V61H260ZM84 63H85V61H84ZM235 63H236V62H235ZM235 63H234V64H235ZM257 63H258V62H257ZM43 64H44V63H43ZM47 64H48V63H47ZM140 64H141V65H140ZM144 64H146V63H144ZM186 64H187V63H186ZM188 64H189V63H188ZM253 64H254V63H253ZM263 64H264V61H263ZM51 65H50V66H51ZM80 65H83V67H80ZM88 65H89V64H88ZM212 65H213V64H212ZM236 65H237V63H236ZM238 65H240V64L238 63ZM238 65L235 66L234 68H236V69H240V68H238V67H239ZM251 65H252V64H250V66H251ZM255 65H256V64H255ZM258 65H259V64H258ZM258 65H256V67H257ZM260 65H261V64H260ZM118 66H119V65H118ZM187 66H189V65H187ZM187 66H186V67H187ZM47 67H48V66H47ZM60 67H61V66H60ZM64 67H65V66H64ZM86 67H87V66H86ZM186 67H185V68H186ZM190 67H189V68H190ZM252 67H253V65H252ZM256 67H255V69H256ZM174 68H175V67H174ZM182 68H183V67H182ZM185 68H184V69H185ZM187 68H188V67H187ZM187 68H186V69H187ZM250 68H251V67H250ZM47 69H48V68H47ZM51 69H52V67H51ZM53 69H54V68H53ZM184 69H183V70H184ZM186 69H185V70H186ZM191 69H190V70L187 69L188 71L186 70V71H187L186 73L188 74V73L191 71ZM251 69H252V68H251ZM54 70H55V69H54ZM57 70H58V69H57ZM66 70H67V69H66ZM83 70H84V69H83ZM158 70H157V71H158ZM214 70H215V68H212V70L208 68V70H207L205 73L210 74L209 71L214 72ZM257 70H258V68H257ZM215 71H216V70H215ZM50 72H51V71H50ZM160 72H161V71L159 70V72H156V74L159 73V75H160ZM181 72H182V71H181ZM217 72H218V71H217ZM241 72H242V71H241ZM243 72H244V71H243ZM10 73H11V72H10ZM64 73H65V72H64ZM202 73H201V74H202ZM205 73H203V74H205ZM235 73H236V72H235ZM72 74H73V73H72ZM106 74H107V73H106ZM93 75H94V74H93ZM135 75H136V74H135ZM161 75H162V73H161ZM1 76H2V78H3V76H8V74L4 72L3 75H1ZM9 76H10V75H9ZM112 76H113V75H112ZM146 76H147V75H146ZM202 76H204V75H202ZM128 77H129V76H128ZM147 77H148V76H147ZM243 77H244V76H243ZM250 77H251V76H250ZM252 77H253V76H252ZM144 78H145V77H144ZM149 78H150V77H149ZM77 79H78V78H77ZM80 79H81V78H80ZM103 79H104V78H103ZM115 79H116V78H115ZM128 79H129V78H128ZM130 79H131V77H130ZM145 79H146V78H145ZM183 79H184V78H183ZM69 80H70V79H69ZM72 80H73V79H72ZM72 80H70V81H72ZM107 80L109 81L110 84H113V83H114V86L111 85V86H113V87H112L113 91H105L104 95H101V96H103L104 99H107V100L110 99L109 101H110L111 103H113V105L116 104L115 107H116V108H119L120 110H134V109H133L130 105H128V103H127L131 97H128L129 99H128V101H127L126 103H121L122 105L119 104V101H120L122 98H121L120 100H116V99H115V97H116L117 95H120L121 97L124 96V95L126 96V92H127V91H126V88L124 87V86H125V83L121 81L122 83L120 82V85H121L123 88H118V87H121V86H120L119 84H118V86H117V84L115 85V83H116V82L119 83L118 81H120V80L117 81V80H114L113 78H109V79H107ZM176 80H177V79H176ZM184 80H185V79H184ZM201 80H202V79H201ZM236 80H237V79H236ZM92 81H93V80H92ZM92 81H85V80L81 79L79 83L82 84V85H87L88 83H93ZM96 81H97V80H96ZM96 81H94V82H96ZM99 81H100V79H99ZM102 81H103V80H102ZM123 81H124V80H123ZM130 81H131V80H130ZM158 81H159V80H158ZM199 81H200V80H199ZM222 81H223V80H222ZM237 81H238V80H237ZM237 81H236V82H237ZM21 82H22V81H21ZM131 82H134V81H131ZM177 82H179V81H176V83H177ZM185 82H186V81H185ZM203 82H204V81H202L201 83H199V82L197 83V81H195V80H191L190 85H191V83H192V86H197V85H198L202 90H203V89H204V90H205V89L211 90V89H209V88H215V89H212V93H210L211 91H210L209 93H210V95H212L213 97H216L217 95L214 96V94H213V90H217V89H219L220 87H217L216 85H215V87H214V85H213V87H210V86L208 85V84H210V83H208V84H207L208 86H207L206 83H203ZM246 82H247V81H246ZM75 83H76V82H75ZM123 83H124V85H123ZM182 83H183V82H181V83L179 82L178 84L181 85ZM222 83H223V82H222ZM234 83H235V82H234ZM241 83H242V82H241V80H240V84H241ZM70 84H72V83H70ZM93 84L95 85V83H93ZM127 84H129V81H127ZM127 84H126V85H127ZM130 84H132V83H130ZM130 84H129V86H130ZM134 84H135V82H134ZM184 84H186V83H184ZM249 84H250V83H249ZM249 84H248V85H249ZM77 85H79V84H77ZM132 85H133V84H132ZM135 85H138V84H135ZM140 85H141V84H140ZM180 85H178V86H180ZM187 85H188V84H187ZM246 85H247V84H246ZM72 86H73V84H72ZM165 86H166V85H165ZM178 86H177V87H178ZM220 86H222L221 83H220ZM223 86H224V85H223ZM127 87H128V85H127ZM136 87H137V86H136ZM171 87H172V86H171ZM175 87H176V86H175ZM237 87H238V86H237ZM13 88H14V87H12V89H13ZM160 88H161V87H160ZM162 88L164 89V88H166V87H163V86H162ZM168 88H169V87H168ZM168 88H167V90H164V91L166 92V93H164V95H166V96H168L169 91L172 90V88H171V89L169 88L170 90H169ZM241 88H242V87H241ZM245 88H246V87H245ZM10 89H11V87H10ZM12 89H11V90H12ZM127 89H128V88H127ZM131 89H132V88H131ZM131 89H130V90H131ZM222 89H224V88L222 87L221 90H222ZM242 89H243V88H242ZM49 90H50V89H49ZM49 90L46 91V92H49ZM54 90H55V89H54ZM93 90H94V89H93ZM128 90H129V89H128ZM161 90H162V89H161ZM14 91H15V90H14ZM43 91H44V90H43ZM134 91H135V90H134ZM167 91H168V92H167ZM172 91H173V90H172ZM206 91H207V90H206ZM206 91H205V92H206ZM50 92H54V91H50ZM91 92H92V91H91ZM93 92H94V91H93ZM95 92H98V91L95 90ZM54 93H55V92H54ZM100 93H101V92H100ZM170 93H171V92H170ZM172 93H173V92H172ZM202 93H203L204 95L206 94V96H203ZM202 93H200V94H195L192 98L189 97V98H190V101H189V102L187 101L188 99H186V101H187L188 103H190V104H191V103L196 104V103H201L200 100L203 99V100H206V101L211 102V103H209V106H210V108H211L213 111H214L215 109H217L218 105H215L216 102H213L214 100H216V98L213 99V100H209V99L207 98L208 95H209V93H208V92H207V93L202 92ZM215 93H216V92H215ZM221 93H222V91H221ZM221 93L217 91V94H221ZM38 94H39V93H38ZM87 94H88V93H87ZM89 94H90V92H89ZM155 94H156V92H155ZM207 94H208V95H207ZM222 94H223V93H222ZM222 94H221V95H222ZM36 95H37V94H36ZM41 95H42V94H41ZM41 95H40V96H41ZM85 95H86V94H85ZM94 95H95V94L92 93L90 96H92V98H93ZM128 95H129V93H128ZM128 95H127V96H128ZM210 95H209V97H210ZM65 96H66V95H65ZM86 96H88V95H86ZM95 96H96V95H95ZM98 96H100V95H98ZM125 96H124V97H125ZM127 96H126V97H127ZM145 96H146V95H145ZM155 96H156V95H155ZM155 96H154V95H149L148 97H145V99H143V101H142L143 104H144L146 107L150 105L151 108H152L153 105L155 106V104H157V103H156V100H155V98H154ZM190 96H191V95H190ZM1 97H2V96H1ZM46 97H47V96H46ZM46 97H45V98H46ZM68 97H69V99H65V102H67V101L69 100L68 102H70V101H72V102L75 101V102H73V104H74V103H75V104H76V103L78 104V102H77V101H78L77 98L72 97V96H69V95H68ZM83 97H84V96H83ZM83 97H82V98H83ZM88 97H89V96H88ZM126 97H125V99H123V100L126 101V100H127ZM217 97L220 99L219 96H217ZM50 98H51V99H48V98H46V99H47V100H52V98H54V97L52 96V97H50ZM82 98L78 97V99H82ZM92 98L89 97L88 99H91V100H92ZM133 98H134V97H133ZM135 98H136V97H135ZM135 98H134V99H135ZM143 98H144V97H143ZM170 98H171V97H170ZM0 99H1V98H0ZM41 99H42V98H41ZM46 99H43V100L46 101ZM134 99H133V100H134ZM136 99H137V98H136ZM141 99H142V98H139V99H138V100L140 101V102H138V103H141ZM219 99H217V100H219ZM1 100H4V99H1ZM83 100L85 101L86 98H85V99L83 98ZM83 100H82V101H83ZM130 100L132 101V98H131ZM144 100H145V101H144ZM221 100H222V99H221ZM223 100H224V99H223ZM223 100H222V101H223ZM5 101H6V103H8L7 100H5ZM5 101H4V102H5ZM12 101H13V100H12ZM53 101H54V100H53ZM82 101L79 100V102H80L79 105H82V104H81V103H83ZM109 101H108V102H109ZM167 101L169 102V100H167ZM167 101L164 102V103L168 104ZM172 101H173V100H172ZM181 101H182V100H181ZM186 101H184V103H185ZM199 101H200V102H199ZM219 101H220V100H219ZM72 102H70V104H71ZM129 102H130V101H129ZM135 102H137V101H134V103H135ZM202 102H203V101H202ZM217 102H218V101H217ZM6 103H5V104H6ZM101 103H102V102H101ZM104 103H105V101H104ZM169 103H171V102H169ZM204 103H205V102H203V105H204ZM207 103H208V102H207ZM219 103H220V102H219ZM88 104H89V103H88ZM102 104H103V103H102ZM105 104H106V103H105ZM129 104H130V103H129ZM135 104H136V103H135ZM193 104H191L190 106L193 107ZM223 104L225 105L224 102H223ZM98 105H99V103H98ZM106 105H107V104H106ZM110 105H111V104H110ZM131 105H132V104H131ZM133 105H134V104H133ZM188 105H189V104H188ZM219 105H221V104H219ZM40 106H41V104H40ZM102 106H103V105H102ZM164 106H165V105H164ZM205 106H206V105H205ZM89 107H90V106H89ZM89 107H87V108H89ZM111 107H112V105H111V106H107V107H105V108H106V110H107V109H114V107H113V108H111ZM146 107H145V109H146ZM184 107H185V106H184ZM184 107H183V108H184ZM220 107H221V106H220ZM226 107H227V106H226ZM82 108H84V107H81V108L78 110V116L75 115V114H70V113L67 112V111L60 110L59 108L55 109L54 111L57 113L56 122L59 121V122L61 123L60 120L62 119L63 121H65L64 123H65V125H66V123H67V124H73L74 121H76V120H74V119H76V118L79 119V120H81L82 115H83V114H86V112H87V108H86V111H85L84 109H82ZM90 108H91V107H90ZM98 108H99V107H98ZM98 108L95 109V111H97L98 113H101L100 116L102 117V113H103V112H101V111H102L103 109L99 111ZM103 108H104V106H103ZM116 108L114 109V111H111V110H110L111 112H110V111H109V112H110V113L115 112ZM148 108H149V107H148ZM148 108H147V110H148ZM151 108H149V111H150ZM163 108H164V107H163V104H158L156 107H153V108H152V112H153V114H155V115H157V116H159V117H163V116H164V118H165L166 116H165L164 114H162L163 111H164V110L162 111ZM180 108H181V107H180ZM195 108H196V107H194V109H193L194 111H195ZM208 108H209V107H208ZM210 108H209V110H211ZM223 108H225V107H223ZM205 109H206V107H205ZM220 109H222V108H220ZM39 110H40V108H39L37 111L32 112V115H31V116H33V118H34V117H36V115H37L36 113L42 112L41 117L39 116V117H36V118H38V119L40 118V119H45V120H46L47 116L50 115V114L53 112V111H52V112L49 111L48 113H45V112H43L42 110H40V111H39ZM89 110H90V109H89ZM106 110H105V111H106ZM167 110H168V109H167ZM196 110H197V109H196ZM207 110H208V109H207ZM218 110H219V108H218ZM93 111H94V109H93ZM103 111H104V110H103ZM107 111H108V110H107ZM135 111H137V110H135ZM194 111H192V112H194ZM201 111H202V110H201ZM91 112H92V109H91ZM117 112H118V111H117ZM117 112H116V113H117ZM132 112H133V111H132ZM160 112H161V113H160ZM195 112H197V111H195ZM195 112H194V113H195ZM205 112H206V111H205ZM243 112H244V111H243ZM243 112H242V113H243ZM34 113H35V114H34ZM87 113H88V112H87ZM92 113H93V112H92ZM106 113H107V112H105L104 114H106ZM110 113H109V114H110ZM116 113H115V114H116ZM118 113H119V112H118ZM120 113H121V112H120ZM245 113H246V112H245ZM252 113H253V112H252ZM39 114H41V113H39ZM121 114H126V113H124V112L122 111ZM127 114H128V113H127ZM131 114H132V113H131ZM167 114H168V113H167ZM185 114H186V113H184V115H183V113L181 112V114H179V115H180L181 118L183 117V119H184V116L187 117V115H185ZM249 114H251V113H249ZM132 115H133V114H132ZM135 115H136V114H135ZM135 115H133V116H135ZM179 115H178V116H179ZM246 115H247V114H246ZM246 115H245V116H246ZM12 116H13V115H12ZM17 116H18V115H17ZM28 116H29V115H28ZM84 116H85V115H84ZM90 116H91V114H90ZM107 116H108V115H107ZM124 116H125V115H124ZM124 116H123V117H124ZM136 116H137V115H136ZM152 116H153V115H152ZM250 116H251L252 119H255V118L257 119V118L262 117V115L259 114V113H254L253 115L251 114ZM250 116H249V117H250ZM78 117H80V118H78ZM96 117H97V116H96ZM167 117H168V116H167ZM170 117H171V115H170ZM190 117L193 118L194 116L191 115ZM15 118H17V117H15ZM19 118H20V117H19ZM104 118H105V117H104ZM124 118H126V117H124ZM172 118H173V117H172ZM191 118H190V119H191ZM216 118H217V117H216ZM102 119H103V118H102ZM102 119L100 120V118H99V121H102ZM170 119H171V118H170ZM186 119H187V118H186ZM218 119H219V118H218ZM241 119H242V118H241ZM19 120H20V119H19ZM72 120H74V121H72ZM91 120H92V119H91ZM96 120H97V119H96ZM103 120H104V119H103ZM177 120H178V119H177ZM177 120L174 121V123L177 122ZM184 120H185V119H184ZM197 120H198V119H197ZM210 120H211V119H210ZM214 120H215V119H214ZM63 121H62V122H63ZM83 121H84V120H83ZM106 121H107V120L105 119V122H106ZM109 121H110V120H109ZM109 121H107V122L109 123ZM114 121H115V120H114ZM120 121H121V120H120ZM160 121L162 122V120H160ZM181 121H182V119H181ZM185 121H186V120H185ZM185 121H184V122H185ZM208 121H209V120H208ZM232 121H233V120H232ZM71 122H72V123H71ZM102 122H103V121H102ZM105 122H103V123H105ZM178 122H179V121H178ZM215 122H216V120H215ZM228 122L231 123V118H229V119H227V118H225V119L222 118V119H221V118H220V119L216 122V123H218V124H216L217 127H216V130L214 129V130H215L214 133H216V135H217V134L220 135L221 133H220L219 130H220L221 128H224V129L226 130V128L228 127V126H226V124H228ZM76 123H77V122H76ZM76 123H75V124H76ZM108 123H107V124H108ZM124 123H125V122H124ZM164 123H165V122L163 121V125H164ZM196 123H197V122H196ZM196 123H195V124H196ZM78 124H80V123H77L76 125H78ZM82 124H84V123H82ZM87 124H88V123H87ZM105 124H106V123H105ZM160 124H161V123H160ZM165 124H168V123H165ZM176 124H177V123H176ZM214 124H215V123H214ZM231 124H232V123H231ZM110 125H112V124H110ZM122 125H123V124H122ZM125 125H126V124H124L123 126L125 127ZM186 125H188V124H186ZM191 125H192V124H191ZM70 126H71V125H70ZM74 126H75V125H74ZM81 126H82V125H81ZM114 126H115V125H114ZM116 126H117V125H116ZM120 126H121V125H120ZM142 126H143V125H142ZM155 126H156V125H155ZM161 126H162V125H161ZM168 126H169V125H168ZM173 126H175V125H173ZM177 126H178V125H177ZM180 126H181V122H180ZM5 127H6V126H5ZM9 127H10V126H9ZM40 127H42V126H40ZM82 127H83V126H82ZM117 127H118V126H117ZM124 127H123V128H124ZM138 127H139V126H138ZM178 127H179V126H178ZM32 128H33V129H30V130H31L33 133H34L35 131H36L35 133H37V132L42 133L39 127H35V126H33ZM47 128H48V127H47ZM123 128L120 127V130L123 129ZM144 128H149V127H148V125H147V126L144 127ZM144 128H143V129H144ZM150 128H152V127H150ZM162 128H163V127H162ZM164 128H165V127H164ZM200 128H201L202 130H201ZM200 128H199V126H198V127H197V130H200V131L203 132V133H209V132H210V129H208L207 127H200ZM203 128H204V129H203ZM214 128H215V127H214ZM28 129H29V128H28ZM101 129H102V128H101ZM139 129H140V127H139ZM152 129H154V128H152ZM177 129H178V128H177ZM205 129H206V130H205ZM33 130H34V131H33ZM123 130H127V127H125V129H123ZM144 130H145V129H144ZM158 130H159V129H158ZM160 130H161V129H160ZM164 130H165V129H164ZM173 130H174V129H173ZM227 130H228V129H227ZM26 131L28 132L29 130H26ZM31 131H30V132H31ZM42 131H43V129H42ZM174 131H175V130H174ZM249 131H250V130H249ZM249 131H248V132H247V131H244V133H245V134H247V133L250 134V133L252 132L251 134H254V136H257V135H259L260 133H262L260 130H259V131H258V130L254 131V129H253V131H250V132H249ZM13 132H14V131H13ZM43 132L46 133L45 129H44ZM102 132H103V131H102ZM148 132H149V130H148ZM164 132H166V131H164ZM212 133H213V132H212ZM66 134H67V133H66ZM66 134L63 133L64 136H65ZM162 134H163V133H162ZM164 134H165V133H164ZM176 134H177V133H176ZM249 134H248L247 136H249ZM63 135L61 134L60 136L64 137ZM68 135H69V134H67L65 137H67ZM131 135H132V134H131ZM209 135H210V133H209ZM209 135H207V136H209ZM240 135H241V134H240ZM60 136H59V137H60ZM70 136H71V135H70ZM70 136H69V137H70ZM97 136H98V135H97ZM59 137H58V138H59ZM94 137H95V136H94ZM94 137H93V138H94ZM173 137H176V136H172L171 138H173ZM181 137H182V136H181ZM217 137L219 138V136H217ZM217 137H216V138H217ZM151 138H152V137H151ZM178 138H179V137H178ZM178 138H177V139H178ZM185 138H186V137H185ZM214 138H215V137H214ZM0 139H1V138H0ZM174 139H175V138H174ZM180 139H183V138H179V140H180ZM186 139H187V138H186ZM190 139H191V137H190ZM153 140H154V139H153ZM188 141H189V140H188ZM177 142H179V141H177ZM182 142H184V139L182 140ZM230 142H231V141H230ZM176 144H177V143H176ZM181 144H182V143H181ZM177 145H178V144H177ZM184 145H185V144H184ZM179 146H180V145H179ZM253 146H256V147H257L258 145H255V144H254ZM259 146H260V145H259ZM18 147H19V146H18ZM249 147H250V146H249ZM19 148H20V147H19ZM243 148H244V147H243ZM29 149H30V151H32L33 153H36V152H38V151H40V152H41V151H48V152H51V151L56 150V146L51 145V144H48V143H44V144H39L38 146H32V145H29ZM0 158L8 159V158H5V157H0ZM78 162H82V161H78Z\"/></svg>",
    "mask_w": 264,
    "mask_h": 264
}]
</instances>
